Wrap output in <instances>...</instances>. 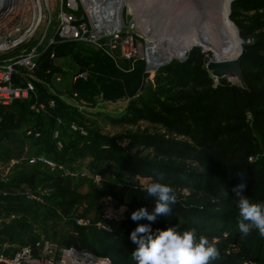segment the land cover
Masks as SVG:
<instances>
[{
  "label": "rangeland",
  "instance_id": "374dc122",
  "mask_svg": "<svg viewBox=\"0 0 264 264\" xmlns=\"http://www.w3.org/2000/svg\"><path fill=\"white\" fill-rule=\"evenodd\" d=\"M261 1L246 0L249 4L243 5L242 3L236 7L233 6L230 21L235 28L238 25V28L242 26V28L251 30L246 40H243L237 33L242 48L243 44L251 48L255 46L253 50L255 52L249 54L240 67L250 84L256 82L257 84H254L260 90H264V6L259 3ZM41 3L44 15H51L56 21L61 9V1L51 0L50 4L54 5L52 12L46 6L45 0ZM24 14L25 11L22 16ZM76 16L88 22L80 5ZM167 25L169 26L170 23ZM153 26L164 27L158 23H154ZM145 39L148 41L147 38ZM71 44L74 45L65 46L59 51L60 54L54 58V66L70 70L72 80L74 73L86 72L88 77L83 80L88 81L90 78L89 86L79 87L82 92L76 87L74 88L75 93H70L72 87L53 86L46 81L43 70L35 72L34 76L38 80L35 84L38 104L47 105L53 101L56 109L51 110L50 113L54 115L56 111L62 112L55 117L59 127L53 126L50 121L47 124L50 140L57 147L58 153L64 151L67 145L71 150L79 148L76 150L75 155L77 156L70 161H64L56 158L54 154L47 153L43 147V141L36 144L29 143L33 150H41L42 154L39 155L61 164L66 170L76 175L67 178L72 190L77 193H75L72 212L67 216L61 208L56 207L52 197L54 195L52 183L45 181L46 175L61 176V173L59 170L52 171L43 163L37 162L39 155H33L36 151L29 153L32 158L25 159V162L17 160L13 167L9 165L5 167L3 164L8 158H16L15 155L22 151L18 144L21 142L20 138L26 141L25 132L30 131L35 135L38 132L35 130L39 128L36 121L37 116L21 118L19 114L23 111V107L3 108L4 111H0L1 124L3 123V129H0V202L10 205L11 210H8L4 219L0 221V255L11 259L23 249L30 248L26 239L28 236H34L40 243H45L47 251L51 248H59L62 253L64 250L74 248L92 254L100 262L108 260L110 264H113L114 255L109 253L121 250L124 243L135 247L129 239V234L138 223L147 222L132 221L131 212L142 206H146L151 211L155 206V198L147 195L141 188L155 179L154 169L150 167L143 170L144 167L139 163L143 162L165 168L171 173L164 174L162 182L173 188L177 198L171 212L157 218L153 224L154 230L175 227L181 232L195 230L197 238L201 235L206 236L211 243L215 244L219 252L226 249L224 255L220 253L219 258L211 264H261L251 253L253 251L246 249L244 242L227 244L215 235L210 239V235L218 233L208 226V223L215 218V214H218L217 216L223 214L222 218L232 215L236 223L241 219L236 201L232 205L236 209L227 211L222 199L224 194L220 192L216 194L221 188L220 176L216 174L217 164L222 160V152L236 139L235 133L240 129L239 123L224 118L230 115L227 102L223 103L222 109L215 113L214 120L219 117L223 119L219 124L220 129L229 132L218 138V147L215 145L216 150L214 145L201 147L195 141L197 135L194 132L195 125L192 121L185 119L187 120V123L184 122L186 128H190L187 134L169 127L171 122L168 123V121H173V119H167L169 117V112L166 111L168 108L183 114L181 109L184 107L189 106L198 112L205 107L204 99L201 97L208 94L211 88L216 87V82L213 80L214 84L209 86L204 78L196 76L197 72L190 73L192 67L187 61L190 53L195 49L204 55V66L207 59L211 57L204 53L201 47H194L187 53L186 58H175L177 69L170 71V74L162 72L164 67L153 74L148 71L143 60L110 62L102 52L90 45ZM141 67L143 69L140 71ZM183 71H187L188 75H183ZM91 73L94 76H91ZM186 77L190 79V83L182 88L180 83ZM201 83L204 84L201 85ZM195 85L201 86L196 87ZM185 90L187 93H193L194 90L195 95L185 97L180 101L175 98L176 93L179 94ZM106 91L107 94H104ZM74 94L77 97H74ZM35 109H38V106L33 109L32 105L30 106L32 114H42ZM187 115L186 112L185 116ZM202 115L200 114L199 117ZM259 115V111L249 110L246 113V125L237 132L240 133L241 138L243 137L242 140L249 144L259 143L261 139L260 135L254 132V119ZM47 118L50 116L47 115ZM187 118L193 120L188 116ZM221 119H218V123ZM59 120L61 124H58ZM72 126L83 128L84 133L73 131ZM78 137L83 140H79V147L73 146ZM96 137H102L103 143L108 145L105 148L114 146L120 149V155L132 158L128 163L130 166L118 159L115 148L108 153L112 157H96L94 155L96 151L92 147L95 143L87 146ZM162 142H168L177 147L170 150L161 145ZM59 143L63 145L61 150L58 147ZM255 159L261 161V154ZM136 166L143 171L135 170ZM261 173H264L263 162H259L252 172L255 179H258ZM82 174L87 176L84 177ZM97 176H100L101 180L97 181L95 179ZM32 177H35L33 182L24 181V179L31 180ZM237 180L240 181L239 178ZM1 191L5 194L3 195ZM28 207H31L30 211L25 214V209ZM187 210H192L196 222L191 220L190 224H187L189 227L182 229L181 227L185 225L189 217ZM78 223L84 225L82 228L86 229L88 239L91 241L88 249L78 247V236L74 230L79 226ZM230 226H232L231 223L224 226L225 228L219 233L232 234L234 229ZM122 251L123 254L128 252L127 248ZM129 260V262L132 261V255Z\"/></svg>",
  "mask_w": 264,
  "mask_h": 264
},
{
  "label": "trees",
  "instance_id": "16d2710c",
  "mask_svg": "<svg viewBox=\"0 0 264 264\" xmlns=\"http://www.w3.org/2000/svg\"><path fill=\"white\" fill-rule=\"evenodd\" d=\"M242 3L243 5L249 4L248 2H246V0H237L233 2L232 8L233 6L236 7L238 4H242ZM259 3L262 4L261 6H264V0H262ZM231 17H232V14H231ZM239 28L241 29L240 37L243 38V40H246L247 36L249 35L248 32L250 33L251 30H249V28H242V26L241 27L239 26ZM68 45H74V44H64V45L56 46L55 47L56 57L58 56V54H60L59 51ZM254 47L251 48V46L243 44V48L245 49V54L241 56L240 58V66H242V63L248 58L249 54L255 52V51L253 52V50L255 49ZM189 56L190 57L187 62L188 64H191V67H192L189 72L190 73L197 72V75H196L197 77L201 76L202 78H204L205 82L209 84V86H211V84L213 85L214 81L210 77L209 73L206 71L205 66H204V63H205L204 55H202L201 53H199L197 49H195L190 53ZM108 60H110V62L112 61L109 58ZM141 69H143V67L140 68V71ZM173 69H177V62L175 61H173V64L171 63L170 65L166 66V68L164 67L162 72L170 74L169 72L173 71ZM40 70L44 71V79L48 81L51 85L53 86L63 85V86H69L70 88L72 87V91H70V93H75L74 88L76 87L80 92H82L80 90L81 88L79 87L83 88V86L84 87L89 86V84L91 83L90 78L88 81H85L82 79V80H78L77 82L73 83L71 71H67V70H64L63 68L55 67L54 59H51L50 52L44 54L43 57L41 58L39 68L37 71H40ZM48 70L51 71L50 75L46 74ZM83 71H86V70H83ZM241 71L245 78L246 84L248 86V90H242L238 87H233L226 83L222 85L216 84V87L211 88L208 94L201 97L202 99H204L203 101L204 104L203 103L202 104L205 107L202 108L200 112L195 111L194 109H191L189 106L181 109L182 112H184L183 114L178 111H172L170 108L166 110L167 112H169L168 113L169 117L167 119H173V121H168V123L171 122L169 123V127L173 128L176 131L178 130V131H182L188 134L189 133L188 130L190 128H186L185 123H187V120L192 121V123L195 125L194 126L195 130L194 129L192 130H194L195 134L197 135L195 138V141L198 144H200L201 147H205L208 145H210V147L213 145L217 146L218 138L221 135L225 136V134L229 133V132H225L222 129H220L221 127L219 124H221L223 120L221 119V117L217 118V120H214L215 113L222 109L223 103L227 102L226 105H228V108L230 107V113H229L230 115H226L224 118H227V120H230V121H234L235 123H239L240 129H242L244 125H246L245 118H246V113L249 110H257L260 112V115L255 117L254 119V132L259 134L261 138L259 143L249 144L248 142L243 141L242 140L243 137L241 138L240 133H237L240 131L239 129V131L235 133L237 135L236 139L231 142L232 143L231 145H229L226 149H224V152H222L221 154L222 160L217 164L216 174L218 173V175L220 176L219 185L221 186V188L223 187V189L219 188L220 190L218 189L216 194H219V192L224 194L222 195V199L224 201L223 203L227 211L236 209L235 206H232L236 201L235 194L233 193V188L239 183L246 184L244 195L251 202L264 203V173H261L258 179H255L252 174L256 165H258L259 162L264 163V90H260L257 87L256 82H254L256 84L254 83L250 84L249 83L250 81L246 79V76L242 68H241ZM174 73L177 74V72H174ZM55 74H59L62 76L63 78L62 85L61 84L59 85L56 83L54 79ZM183 75L187 76L188 72L183 71ZM91 76H94V74L91 73ZM189 83H190V79L186 77V79L181 81L180 84L182 88H185L187 87L186 85ZM204 83H201V85H203ZM201 85L199 86L195 85V86L200 87ZM40 89L43 90L42 88ZM194 90L197 91L198 89H194ZM194 90L192 91L193 93L191 92L187 93L186 90L181 91V93L179 94L176 93V95L174 96L176 99L180 101L181 99H184L185 97H191L195 95ZM104 94H107V91ZM14 106L23 107L22 108L23 111L19 114L22 119H25L24 116H27L29 118L32 115L37 116L36 121H37L39 128L36 129L35 131H38V133H40V137L35 138L34 135H31V136L26 135L27 140L35 144L43 141L42 142L43 147L46 149L47 153L49 152L50 154H54L56 158H61L64 161H70L76 158L77 156L75 155L76 150L77 149L79 150V148H75L71 150L70 146L67 145L64 151H62L61 153H58L56 146L49 138V129H48L47 124L50 121L53 126L54 125L57 126V121L55 117L58 114H61L62 113L61 111H56L54 112V115L52 113L50 115V118H47V116L42 115L41 113H38L40 115L32 114L30 111L31 105L29 102L19 101V102H16L14 105H12V107ZM1 110H3V108H0V111ZM186 112L188 113L187 116L190 118H193V120H189V118L185 116ZM200 114H203L204 116L202 115V117H199ZM182 115H184L185 117ZM45 119H47L46 122H45ZM218 119L219 120L221 119L219 123H218ZM213 121L214 123H212ZM224 121H226V119ZM0 125H1L0 129H3L2 128L3 123ZM80 139L82 138H79V137L76 138L73 146L79 147L78 145H80L79 144ZM93 140L94 141L92 143L90 142L87 146H91L93 143H95L92 147L96 151V153H94L96 157H101V158L102 157H112V155L108 153H110L115 148L116 153L118 155V159L120 161H124L127 166H130L128 163H129V160H131L132 158L130 159L129 157H125L122 154L120 155V151H119L120 149H117L114 146L113 148L112 146L111 148L110 146L105 148L108 145H105L106 143H103L104 141L102 137L100 138L96 137V139L93 138ZM255 141H257V139H255ZM160 144L163 145L165 148L166 147L170 148V150L171 148L175 149V147H177L176 145H171L168 142H162ZM85 145L86 144L84 143V146ZM216 146H215V150L218 147ZM20 154H16L15 156H19ZM260 154L262 156L261 161L259 159L258 160L255 159L256 157H258V155L260 156ZM252 159H255V161H251ZM130 162L133 163V161H130ZM139 163H141L142 164L141 166L144 167L142 168L143 170H147L148 168L152 167L154 170L163 172V174L165 175L171 174L169 171H166L167 169L165 168L162 169L156 165L152 166L148 163H143V162H139ZM135 170L143 171V170H140L138 166H136ZM216 174L213 176L214 179H215ZM46 176L47 177H46L45 182L52 183V188L54 190V195L52 197H53L56 207L61 208L64 214L69 216L72 212L71 209L73 208L74 203H75V197H76L75 195L77 194L76 192L72 190L71 184L68 182L69 179L61 177L59 175H55V176L46 175ZM237 178H239L240 181L237 180ZM29 208L31 207H28L25 209V214L29 213L30 211ZM187 212H188L187 214L189 215V217L186 219L185 225L181 227L182 229H187L186 227H189L187 224H190L191 220L195 221L192 210H187ZM217 215L218 214H215V218L212 219L211 222L208 223L209 224L208 226L210 229H212V231L218 232L217 234L215 233L213 235H210V239L215 235L223 239V241L227 244H230L231 242H237L238 244L244 242L246 249L248 251L250 250L253 251L251 253L255 255V259H257V261H260L259 263L264 264V256H263L264 255V236H260L258 231L253 232L256 229H253L249 235L242 236L238 229V221L237 223L235 222V217H233L232 215H229L225 218H222L224 216L223 214L219 216ZM224 221H226V223ZM229 223L232 224V226L230 227L234 229V232L232 234H225V235L219 233V231L223 230L225 228L224 226L229 225ZM74 230L78 236V247L82 249H86V248L88 249L91 245V241L88 239V234H86V229L82 227L80 228L79 226H77L75 227ZM71 237L73 239V236ZM26 243L27 245L30 246L32 255L37 259H53L55 263H58L61 260L62 253H61V249L59 248H51L49 249V251H47V247L45 243L43 242L40 243L38 240H36L34 236H28V239H26ZM125 248H127L128 252H125L123 254L122 250H124ZM134 248L135 247L130 246V245L128 246L127 244L125 245L124 243L121 250L109 253L110 255H114L113 264H136V262L133 259L131 262H129L130 261L129 259H131V253ZM225 252H226V249H223L220 253H222V256H223Z\"/></svg>",
  "mask_w": 264,
  "mask_h": 264
},
{
  "label": "built area",
  "instance_id": "2783aa9c",
  "mask_svg": "<svg viewBox=\"0 0 264 264\" xmlns=\"http://www.w3.org/2000/svg\"><path fill=\"white\" fill-rule=\"evenodd\" d=\"M41 1H30L27 6L23 3L25 14L13 30L0 36V108L10 107L19 101L29 102L32 109L38 106V109L35 110L42 112V115L50 116V111L56 109L55 102L51 101L47 105L38 104L35 86L38 80L34 74L39 68L43 55L50 52L51 59H54L56 57L55 47L59 45L71 43L90 45L116 63L118 60L130 62L140 59L145 62L148 71L153 74L175 60L172 58L166 63H162L161 56L165 45L155 49L150 47L151 45L139 31L138 17L132 11L129 0H104L105 4L101 9L100 5L102 4L98 0H85L86 2L83 0H60L61 9L56 21L51 15H44ZM50 2L45 0L46 6L52 12L54 5L52 3V6ZM115 3L116 5L113 6ZM79 5L86 14L88 22L76 16ZM91 5L94 10L90 9ZM100 10H104L106 14L111 12L102 23L95 19L96 13ZM102 24L104 25L102 26ZM46 74L50 75L51 71L48 70ZM87 77L86 72L76 74L73 77V82L79 79L86 80ZM54 79L57 84L63 83V78L59 74H55ZM74 95L77 97L76 94ZM1 122L0 118V124ZM58 122L61 124L60 120ZM72 130L84 133L83 128L73 127ZM31 135L34 133L28 131L27 136ZM34 136L39 138L40 133L37 132ZM58 147L61 150L62 143H59ZM37 162L43 163L52 171L59 170L61 177L76 176L61 164L54 163L47 158L39 157ZM16 163V160H11L8 165L13 167ZM82 176L87 175L82 174ZM95 179L99 181L101 177L97 176ZM78 225L84 226L81 223ZM0 264H110V261L100 262L86 251L71 248V250L62 251L61 260L55 263L53 259L35 258L31 248L28 247L15 254L11 259L0 255Z\"/></svg>",
  "mask_w": 264,
  "mask_h": 264
},
{
  "label": "bare ground",
  "instance_id": "6f19581e",
  "mask_svg": "<svg viewBox=\"0 0 264 264\" xmlns=\"http://www.w3.org/2000/svg\"><path fill=\"white\" fill-rule=\"evenodd\" d=\"M18 1L22 2L23 8L33 0ZM98 1L102 4L101 9L105 2ZM235 1L237 0H129L132 11L138 17L139 31L147 38L150 47L155 49L168 46L162 52V63L172 58H184L194 47H201L214 61L239 58L242 51L240 35H237V27L230 21ZM115 5L116 3L113 4ZM90 9L94 10L93 5ZM108 13L98 11L96 21L100 20L102 23L109 16ZM154 23L164 27L156 28Z\"/></svg>",
  "mask_w": 264,
  "mask_h": 264
},
{
  "label": "clouds",
  "instance_id": "9594fccd",
  "mask_svg": "<svg viewBox=\"0 0 264 264\" xmlns=\"http://www.w3.org/2000/svg\"><path fill=\"white\" fill-rule=\"evenodd\" d=\"M153 182L141 186L147 195L155 198V206L149 211L142 206L131 212L130 218L138 223L130 232L129 239L135 245L131 255L136 264H211L220 256L214 243L201 235L197 238L195 230L177 231L175 227L153 229V224L161 215H168L177 202L173 188L162 182L164 174L153 170ZM245 183L233 188L236 205L241 219L238 229L242 236H247L256 229L264 236V203H253L245 195Z\"/></svg>",
  "mask_w": 264,
  "mask_h": 264
},
{
  "label": "water",
  "instance_id": "95a60500",
  "mask_svg": "<svg viewBox=\"0 0 264 264\" xmlns=\"http://www.w3.org/2000/svg\"><path fill=\"white\" fill-rule=\"evenodd\" d=\"M23 13L24 10L19 1L0 0V36L13 30ZM237 31L240 35L241 29L237 27ZM244 54L245 49L242 48L239 58L234 60L214 61L212 58H209L206 61L205 69L217 85L226 83L242 90H248L240 67V58Z\"/></svg>",
  "mask_w": 264,
  "mask_h": 264
},
{
  "label": "crops",
  "instance_id": "0c3cea01",
  "mask_svg": "<svg viewBox=\"0 0 264 264\" xmlns=\"http://www.w3.org/2000/svg\"><path fill=\"white\" fill-rule=\"evenodd\" d=\"M64 70H67V71H70V70H68L67 68H63ZM75 75H76V73H74ZM73 74V75H74ZM74 75V76H75ZM73 76V77H74ZM73 83H75V82H73ZM62 84V83H61ZM63 86V85H62ZM25 135H27V133L25 132ZM20 143L18 144V146L22 149V151L21 152H19V156H16V158H8L7 159V161H5V163H3L4 165H5V167H6V165H8V161H11V160H19V161H23V162H25L26 160L25 159H27V158H29V157H31V156H29V153L31 152V151H36V150H33L32 148H31V144L29 143L30 141L29 140H27V138H26V141H24V140H21V138H20ZM39 154H42V152H41V150H37L33 155L34 156H36V155H39ZM2 157H3V155H2ZM37 157H44V156H41V155H39V156H37ZM1 158V157H0ZM32 158V157H31ZM34 176H36V175H34ZM33 178L35 179V177H32L31 178V180L30 179H24V181H27V182H33ZM1 193L4 195L5 194V192H3V191H1ZM9 193V192H8ZM8 210H11V206L10 205H7L6 203H4V202H0V221H2V219H4L3 217H5L6 216V213L8 212ZM13 210V209H12Z\"/></svg>",
  "mask_w": 264,
  "mask_h": 264
}]
</instances>
